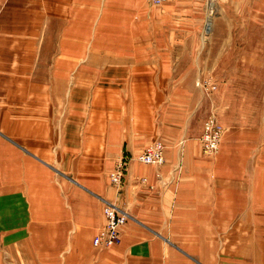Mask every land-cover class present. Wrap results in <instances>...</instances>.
Instances as JSON below:
<instances>
[{
  "label": "crops",
  "instance_id": "0c3cea01",
  "mask_svg": "<svg viewBox=\"0 0 264 264\" xmlns=\"http://www.w3.org/2000/svg\"><path fill=\"white\" fill-rule=\"evenodd\" d=\"M36 1L43 15H61L70 22L69 28H64L59 35L60 50L67 59L83 54L92 22H97L94 37L110 44L104 47V43L96 41L100 45H96L93 54L95 62H89L80 70L94 74L89 83L80 78L78 88L74 89L77 95L74 94L73 99L79 103L86 100L87 87L94 93L88 126L69 128L66 133L70 144L81 142L80 147H83L79 174L68 177L70 183L64 184L61 198L43 191L41 194L36 191L35 198H24L19 186L23 169L19 161L14 160V178L9 181L15 186L4 190L9 198V210L4 212L0 207L5 230L14 231L16 241L25 236L33 248L32 253L36 251L39 261L47 264H215L214 249L220 244L216 236L223 232V239L230 241L231 230L238 232L246 228V216L254 217L255 230L262 234L264 163L256 169L252 180L243 181L241 176L254 167V159L248 156H253L255 148L247 142L246 136L235 132L236 124L230 123L226 114L225 95L213 91L204 97L201 90H196L199 76L194 64L182 60L171 62L167 57L194 54L195 50L184 53L187 48L163 47L160 41L156 54L165 59L157 63L148 61L146 55L155 51L145 43L135 46L133 41L147 38L145 32L150 31L143 0H30V6ZM234 4L244 8L243 0H235ZM42 6L46 7V12L41 11ZM197 6H203V0H167L162 4L166 9ZM136 11L143 15L142 27L137 24V30L132 19ZM242 12L217 20L215 35L224 40H246L248 17L245 10ZM169 19L167 25L173 22ZM253 19L251 25L255 32H260L264 18ZM156 29L154 36L161 38L162 34L167 36L169 27L160 28L159 32ZM22 38L21 34L13 32L8 36L16 40L10 42L14 56L7 61L14 72L23 70ZM208 51L210 55H222L217 62L212 59L207 76L212 81L213 72H218L215 71L218 68L226 75H231L230 71H246V47ZM67 59H61L60 71L62 66L67 69V65H71ZM184 71H190L193 79L186 78ZM242 77L243 74L239 75ZM198 92L197 99L194 94ZM212 109L227 127L214 158L203 153V124L196 123L199 110L207 115ZM259 117L260 126L256 121L255 134L264 137V112ZM20 130L23 131L22 127ZM254 130L251 129V133ZM157 139L165 144L164 164L142 163L137 156ZM122 158L126 159V172L122 187L116 188L110 173ZM19 159L22 162V155ZM12 192L14 198L8 195ZM24 199L30 202V208L24 204ZM105 200L124 210L129 220L121 229L120 243L110 248H96L93 238L105 224ZM258 242L261 243V239ZM245 258V255H226L218 260L245 264ZM255 258L264 260V255Z\"/></svg>",
  "mask_w": 264,
  "mask_h": 264
},
{
  "label": "rangeland",
  "instance_id": "374dc122",
  "mask_svg": "<svg viewBox=\"0 0 264 264\" xmlns=\"http://www.w3.org/2000/svg\"><path fill=\"white\" fill-rule=\"evenodd\" d=\"M143 1L146 13L144 17L149 20L150 31L149 34L145 32L148 35L147 38L134 39L135 46L145 43L147 47L154 50L155 54L151 53L146 57L148 61L156 63L165 59V56L156 54L155 48L160 41H163V47L187 48L184 53L192 52L187 50H195L194 54L167 55V57L171 62L182 60V62L194 64L199 76L196 79L199 83L196 90H201L204 97L207 98L209 96L207 93L213 91L225 95L228 100L226 114L230 123L236 124L235 132L240 136H246L249 139L247 142L255 148L253 156H248L254 159V167L249 173L246 172L241 176L245 182L252 180L256 169L264 163V137L255 134L256 128L260 126L259 116L264 112V98H262L264 96V28L260 32H255L250 22L254 20V17L264 18V0H243L244 8L234 4L235 0H203V6L199 8L197 6L169 9L162 7V4L153 5L147 0ZM37 3L38 1L32 7L30 0H0V191H2L0 207L4 212L9 210L7 205L9 198L4 194V190L6 187L15 186L9 181L14 178V160H18L23 169L22 183H19V186L21 185L20 189L22 188L24 198L25 196L35 198L36 191L40 194L41 191L44 194L51 192L56 198L62 197L64 184L70 183L68 177L79 174L78 162L83 149L82 146L80 147L81 142H78L79 145L78 143L70 144L66 133L69 132V128L74 130L81 126L84 129L86 125L88 126V118L93 107L92 88H86V100L81 103L77 99L76 102L73 95L76 93L74 89L78 88L80 78L89 83V79L94 74L93 71L80 70L89 62H95L93 54L96 45H100L96 43L98 39L94 37L97 22L89 24L90 37L86 40L83 54L78 58L67 59L60 50L59 35L64 28H69L70 22L68 19L65 21L61 15L53 13H51L53 15H43L38 11ZM40 9L46 12L45 6ZM242 10H245L248 17L246 40L238 38L224 40L217 37L215 35L216 21L221 20L224 15L238 16L243 13ZM168 17L173 22L167 25ZM142 18V13L137 11L132 16L135 30L138 28L137 24L142 27ZM120 24L124 25V23ZM165 26L169 27L167 36L162 34L161 38L157 35L155 37L154 29L157 27L156 31L159 32L160 28L165 29ZM138 31L141 32V29ZM12 32L23 36L22 72H14L7 63L14 56L12 54L14 49L9 47L10 42L15 43L16 40L8 39L9 33ZM98 41L104 43V47L110 44L106 40ZM61 46H63V39H61ZM239 46L246 47L247 50L245 72L236 70L230 71L231 75L229 73L226 75L222 74L221 68L216 67L215 69L218 68V70L215 71L218 72H213L214 81L207 77L208 71L211 70L212 59L214 58L217 62L222 58V55L213 53L210 55L208 49L217 50L222 47L234 49ZM61 59L69 60L72 66L67 65V69H63L62 66L60 71L58 66L62 65ZM237 62L230 63L237 64ZM190 74V71H184L186 78L193 79ZM242 74L243 77L239 78ZM207 81L214 84L217 82L219 85L212 91L205 86L208 84ZM199 94L200 92L194 94L195 98L198 99ZM211 112H214L218 118L214 109L207 115L199 110L197 125L202 122L204 129V122ZM79 113L82 114L81 120H79ZM256 121H259L257 126ZM219 122L221 123L220 120ZM222 125L227 131L224 123ZM21 127L23 131L20 130ZM251 129H255L254 133H251ZM19 155H22V162ZM1 178L7 179V182ZM8 195L14 198L13 192ZM13 203L14 201L12 205ZM24 204L30 208L28 200L24 199ZM246 217L248 220L244 226L246 228L238 232L231 230L230 241L223 239V232L216 236V241L220 244L214 249L215 264H228L218 260L220 256L226 255H245V264H264V260L255 258L264 255V232L260 234L255 230L253 216ZM1 218L3 219L4 216H0V229H2L0 230V264H47L46 261H39L36 251L32 253L33 248L25 236L16 241L14 238L16 233L8 231L9 229L6 231L4 220L1 221ZM238 218L242 219L243 216ZM6 219L9 221L10 218L7 216ZM11 219L13 220L14 216H11ZM233 234H237L239 238H233ZM259 239L261 243L258 242ZM230 242L231 245H228ZM231 261L230 264H235L233 260Z\"/></svg>",
  "mask_w": 264,
  "mask_h": 264
},
{
  "label": "built area",
  "instance_id": "2783aa9c",
  "mask_svg": "<svg viewBox=\"0 0 264 264\" xmlns=\"http://www.w3.org/2000/svg\"><path fill=\"white\" fill-rule=\"evenodd\" d=\"M153 5H161L167 0H147ZM208 82V81H207ZM212 91L217 84H205ZM225 133L224 126L219 122L216 114L211 112L205 122L201 136L203 153L206 156H213L218 153ZM137 158L144 164L161 166L165 162V144L162 141L151 143L143 150ZM126 172V159L122 158L115 169L110 173V180L116 188H120L124 182ZM105 225L97 231L93 238V245L96 248H110L121 242V229L127 223L128 214L117 205L104 201Z\"/></svg>",
  "mask_w": 264,
  "mask_h": 264
},
{
  "label": "bare ground",
  "instance_id": "6f19581e",
  "mask_svg": "<svg viewBox=\"0 0 264 264\" xmlns=\"http://www.w3.org/2000/svg\"><path fill=\"white\" fill-rule=\"evenodd\" d=\"M220 146H221V145H220ZM219 150H220V148H219ZM218 152H219V151H218ZM128 216H129V215H128ZM128 220H129V219H128ZM105 222H106V220H105ZM127 222H128V221H127ZM104 225H105V224H104ZM104 225H103L102 227H104ZM102 227H101V228H102ZM101 228H100V229H101ZM100 229H99V230H100Z\"/></svg>",
  "mask_w": 264,
  "mask_h": 264
}]
</instances>
